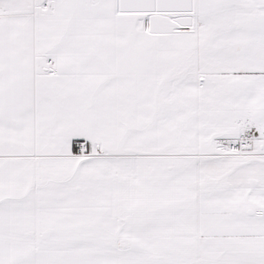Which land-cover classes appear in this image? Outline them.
<instances>
[{"label":"snow or ice","instance_id":"snow-or-ice-1","mask_svg":"<svg viewBox=\"0 0 264 264\" xmlns=\"http://www.w3.org/2000/svg\"><path fill=\"white\" fill-rule=\"evenodd\" d=\"M0 264H264V0H0Z\"/></svg>","mask_w":264,"mask_h":264}]
</instances>
